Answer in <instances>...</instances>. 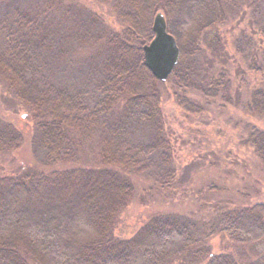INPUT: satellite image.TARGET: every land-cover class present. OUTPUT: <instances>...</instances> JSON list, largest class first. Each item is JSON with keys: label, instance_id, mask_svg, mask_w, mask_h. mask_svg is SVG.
<instances>
[{"label": "trees", "instance_id": "16d2710c", "mask_svg": "<svg viewBox=\"0 0 264 264\" xmlns=\"http://www.w3.org/2000/svg\"><path fill=\"white\" fill-rule=\"evenodd\" d=\"M261 1L117 0L111 10L118 29L101 30L103 58L90 107L86 93L44 86L33 40H6L0 79L32 112L45 164L52 167L0 176V264H264V252L239 263L230 253H212L205 241L221 234L235 244L264 242V202L220 207L214 223L202 231L186 217L164 213L150 217L130 238L113 236L119 214L134 196L133 177L154 161L158 190L171 191L176 179L159 108L162 82L153 78L141 52L152 38L150 17L163 13L179 48L169 75L176 105L199 114L201 101H230L222 75L208 77L200 60L206 50L221 55L217 28L237 22L244 7L255 14ZM261 58L251 60L249 69L264 73V49ZM244 109L264 119L263 88L251 92ZM92 124L101 130L97 150L88 163H78L74 133ZM138 127L148 130L145 140L132 134ZM243 127L242 143L264 175V129L250 121ZM20 141V132L0 120V151H16Z\"/></svg>", "mask_w": 264, "mask_h": 264}, {"label": "rangeland", "instance_id": "374dc122", "mask_svg": "<svg viewBox=\"0 0 264 264\" xmlns=\"http://www.w3.org/2000/svg\"><path fill=\"white\" fill-rule=\"evenodd\" d=\"M116 1L0 0V51L8 38L33 40V46H39L34 49L37 76L44 86L86 93L90 107L95 97L93 86L100 77L99 61L103 58L101 30L118 29L111 10ZM243 11L237 22L217 28L221 55L212 56L206 50V57L200 59L202 68L208 67V77L220 80L222 75L221 80L227 82L228 103L201 101L204 110L190 114L174 101L172 76L165 82L158 81L159 108L171 144L176 179L171 191L158 190L153 181L154 161L144 174L133 177L134 196L117 218L115 238H130L150 217L164 213L186 217L202 231L214 223L220 207L264 202L263 172L251 150L242 143L245 122L264 129V119L250 116L244 109L251 92L264 89V73L250 70L248 65L251 60H262L264 36L259 21L264 16V0L255 14L246 7ZM24 17L29 21L22 26L20 20ZM32 115L0 79V120L11 124L21 135L16 151H0V176L17 175L27 168L52 167L45 164ZM74 134L77 162L86 164L97 150L101 130L92 124ZM132 134H137V140H145L148 130L138 127ZM205 241L212 253H230L239 263L264 252V242L235 244L221 234H213ZM138 263L142 261L136 260Z\"/></svg>", "mask_w": 264, "mask_h": 264}, {"label": "water", "instance_id": "95a60500", "mask_svg": "<svg viewBox=\"0 0 264 264\" xmlns=\"http://www.w3.org/2000/svg\"><path fill=\"white\" fill-rule=\"evenodd\" d=\"M151 31L152 38L141 47L144 65L155 80L165 82L178 62L179 48L161 11L154 14Z\"/></svg>", "mask_w": 264, "mask_h": 264}]
</instances>
